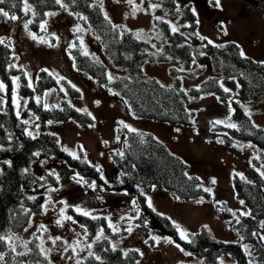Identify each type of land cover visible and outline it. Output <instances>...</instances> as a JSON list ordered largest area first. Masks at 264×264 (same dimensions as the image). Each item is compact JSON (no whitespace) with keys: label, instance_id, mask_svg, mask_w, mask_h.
Here are the masks:
<instances>
[{"label":"rangeland","instance_id":"1","mask_svg":"<svg viewBox=\"0 0 264 264\" xmlns=\"http://www.w3.org/2000/svg\"><path fill=\"white\" fill-rule=\"evenodd\" d=\"M102 12L113 22L130 29L133 34L159 45L160 33L156 23L158 18L169 22L170 27L183 32L191 40L194 59L185 67L180 59L149 60L142 63L143 71L154 76L163 84H172L174 75L180 76L182 88L197 84L208 75H218L220 83L230 90L226 100L213 92L198 95L187 93V104L192 109L191 122L165 121L146 116H135L128 109L123 97L115 90L97 83L78 70L69 53V46L77 43L81 50L104 63L107 78L116 74L128 75L125 67L113 64L104 54L101 44L83 15L69 12L63 5L47 13L39 33L24 27L30 15L25 1L23 11L15 15L16 20L0 15V40L8 41L13 58L9 65L20 67L28 82L33 85L35 69L45 68L56 78H64L79 90L72 96L65 92L67 101L77 109H85L93 118L86 126L73 118L63 120L47 119L37 121L32 109L27 106L28 96L17 89V74L11 77L10 99L15 113L25 122L26 131L36 134L47 130L57 135L60 146L67 152L77 155L82 149L108 182L119 179V170L109 155V149H120L122 133L116 130L121 122L129 128H140L152 132L186 162V171L199 177L204 188L211 189L209 196L199 195L182 199L163 187H139L151 208L166 214L175 224L178 233L187 236L201 227L221 239H239L233 223L242 213L249 211L243 201L236 196L232 177L236 172L251 178L250 167L255 166L262 175L264 161L259 159L261 149L249 141L236 139L226 132L214 129V123L233 124L232 100L238 99L252 121L264 126V95L258 98H241L235 76L221 75L214 69L211 58L200 50L207 37L217 45L233 42L245 55L264 63V0H176L174 13L156 0H94ZM189 4L196 17V27L189 30L180 21L182 7ZM155 5V7H154ZM35 37V38H34ZM171 68L177 69L176 73ZM0 83L5 84L0 79ZM59 86L52 85L34 98L45 104L58 103ZM6 86L0 89V109L5 105ZM30 169L37 176L49 172L56 178V185L49 181L32 183L30 190L43 192L42 208L31 214L27 224L20 231L5 235L6 241L14 250H22L25 241L34 232L40 250L46 261L35 264H73L91 250L85 236V226L70 214L68 207L88 212L89 215L102 214L110 228L125 230L117 237H111L114 245L123 249L136 247L140 256L133 264H210L200 255L186 251L171 241L165 234L153 233L150 223H136L134 217L138 207L133 195L102 185L89 183L83 175L74 171L61 160L51 159L37 151ZM0 150V162L6 160ZM264 177V175H262ZM215 180V183L212 181ZM29 190V192H30ZM71 217V219H68ZM59 221V223H57ZM131 229V231H128ZM260 234L264 237V216L260 220ZM106 233L101 227L95 238ZM58 238V239H57ZM155 238V239H154ZM220 261L232 260L228 255H220ZM0 264H3L0 259Z\"/></svg>","mask_w":264,"mask_h":264},{"label":"trees","instance_id":"2","mask_svg":"<svg viewBox=\"0 0 264 264\" xmlns=\"http://www.w3.org/2000/svg\"><path fill=\"white\" fill-rule=\"evenodd\" d=\"M25 1L30 5V15L26 20L27 29L34 33L41 31L47 13L59 9L61 5L69 12L86 18L104 54L114 65L125 67L128 75L116 74L109 80L104 63L84 53L75 42L69 46L74 66L91 76L97 83L115 90L123 97L128 109L135 116L189 123L193 111L187 104V93L198 95L202 92H213L223 100L230 96V91L226 92V87H221L216 74H210L197 84L189 86L188 92L182 88L180 76L177 74L174 75L173 83L168 85L143 71L142 63L145 59H180L185 67H189L194 59L191 39L179 30L173 32L169 22L163 18L156 20L160 33L159 45L155 46L136 37L130 29L121 24L113 23L94 0H61L59 4L56 0H5L4 4H0V8L8 11L9 15H20ZM156 1L161 2L169 12H175L176 0ZM179 19L189 30L195 29L196 17L189 4L182 7ZM0 41H3L0 43V79L6 86L5 105L0 109V150L7 157L0 162V236L5 237L20 231L29 221L31 214L41 210L45 194L41 191L32 192L29 187L32 183H57L51 173L45 172L42 177L30 169V164L39 151L47 158L61 160L82 174L89 183L132 194L138 207V214L134 217L136 223L148 221L151 232L167 235L182 249L200 255L210 264H264V239L259 231L260 220L264 216V177L255 166L250 167L251 178H245L236 172L232 177L236 196L249 209L247 213L240 214L233 223L239 239L217 238L203 227L190 232L187 239H182L171 219L166 214L152 209L139 189L163 187L182 199L199 195L209 196V192L204 191L199 177L187 173L186 162L182 157L171 151L166 143L152 132L125 127L118 122L116 130L122 133L121 147L109 149V155L119 170V179L116 182H108L102 178L98 168L82 149L77 155H73L60 146L58 137L53 132L40 130L36 134L28 133L25 122L15 113L10 99L13 74L18 75L17 89L20 94L28 96L27 106L33 110L37 121L73 118L78 124L86 126L93 118L87 110L77 109L67 101L65 92L75 96L79 94V90L64 78L58 79L39 66L35 69L34 82L31 85L20 67L9 65L13 53L8 41ZM203 41L200 50L210 56L214 69L221 75L235 76L241 98L255 99L264 95V63L247 55L242 57L233 42L217 45L214 42L209 44L206 39ZM171 71L176 73L177 69L171 68ZM59 83L63 85L64 90L58 89L57 104L47 105L34 98V94H40L52 85L59 86ZM231 114L235 128L229 127L230 124L221 123H214L213 128L236 139L252 142L262 150L259 159H253L254 163L264 161V126L252 121L238 99L232 100ZM68 210L74 219L85 226V236L91 245V250L73 264H133L139 258L140 253L136 247L123 249L112 243L111 237H117L125 230H112L104 215L85 216L83 211L75 209L72 205ZM100 227L106 233L97 239L95 235ZM0 254H3V264H35L47 260L40 250L34 232L25 241V247L19 251L14 250L6 239L0 240ZM222 254L230 256L232 260L220 261L219 256Z\"/></svg>","mask_w":264,"mask_h":264},{"label":"snow or ice","instance_id":"3","mask_svg":"<svg viewBox=\"0 0 264 264\" xmlns=\"http://www.w3.org/2000/svg\"><path fill=\"white\" fill-rule=\"evenodd\" d=\"M215 2H216V4H217V6H219V0H215ZM4 3H5V0H0V4H4ZM56 3H57V4L61 3V0H56ZM154 7H155V5H154ZM26 8H29V9H30V5H27V4H26ZM0 15H2V16H4V17H9V12H8V11H5L3 8H0ZM10 18H11L12 20H16V19H17V17H16L15 15H12ZM158 19H159V18H158ZM24 27L27 28V27H28V24H25ZM41 27L43 28L44 25L42 24ZM172 31L175 32L176 29L173 28ZM34 38H35V37H34ZM200 38H201L202 40L207 39V37H200ZM2 42H3V41H0V43H2ZM208 43L211 44V43H213V42H212L211 40H208ZM218 47H219V46H218ZM240 55H241L242 57L245 55V53L243 52L242 49H241V51H240ZM13 79H14V81H15V80L18 79V78H13ZM109 79H111V77H109ZM4 87H5V86H4L2 83H0V89H3ZM221 87H223V85H221ZM224 91L227 92V91H230V90L227 89V88H225ZM216 123H221V121H216ZM125 127H127V125H125ZM229 127L235 128L236 125H235V124H230ZM133 131H135V130L133 129ZM262 175H264V173H262ZM212 182L215 183V180H213ZM204 191H206V192H211V189H209V188H205ZM149 206H151V202H150V200H149ZM83 214H84L85 216H88V215H89L88 212H84ZM68 219H71V217H68ZM57 223H59V221H57ZM128 231H131V229H128ZM180 235H181V238H182V239H187V236L185 235V233H184L183 231L180 232ZM4 239H6V237H2V236H0V240H4ZM57 239H58V238H57ZM97 239H100V237L98 236ZM154 239H155V238H154ZM262 239H264V237H262ZM177 247H179V245H177ZM41 251H43V249H41ZM2 258H3V254H0V259H2ZM97 259H99V257H97Z\"/></svg>","mask_w":264,"mask_h":264}]
</instances>
